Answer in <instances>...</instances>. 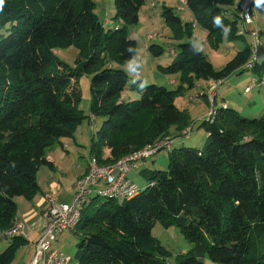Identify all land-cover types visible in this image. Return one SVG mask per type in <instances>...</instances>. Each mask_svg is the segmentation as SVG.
I'll return each mask as SVG.
<instances>
[{
  "label": "trees",
  "instance_id": "trees-1",
  "mask_svg": "<svg viewBox=\"0 0 264 264\" xmlns=\"http://www.w3.org/2000/svg\"><path fill=\"white\" fill-rule=\"evenodd\" d=\"M184 1L193 22H183L174 8L164 4L158 12L178 42L174 57L168 54L170 64L158 66L166 75H179L178 86L169 89L145 84L139 65L133 63L138 43L129 37V30L138 25L145 0H113L114 26L98 19L96 0H4L0 240L10 244L0 252V264H12L27 243L23 237L3 239L2 234L17 219L16 198L32 201L38 195L40 168H52L47 150L63 138H73L83 122L95 119L102 124L90 153L100 164L115 163L162 141L171 128L178 135L168 152L166 170L140 168L147 185L138 186L135 197L103 198L96 207L97 197L82 210L71 231L80 238L75 264H204L205 259L216 264H264V115L248 119L231 106L217 107L218 87L212 104L215 114L200 125L207 133L204 146L180 148L178 138L191 121L176 106L177 98L198 81L222 84L233 73L251 71L259 83L264 79V59L247 70L251 48L245 44L215 70L190 42L194 27L207 32L213 48L224 41H244L248 34L238 35V0ZM70 48L77 51L72 65L54 53ZM147 49L154 58L164 53L158 45ZM130 63L136 72L132 79L124 69ZM82 77L89 78V115L79 107ZM127 91L137 98L124 101ZM207 96L194 97L193 102ZM157 223L164 229L177 228L190 249L173 254L152 235Z\"/></svg>",
  "mask_w": 264,
  "mask_h": 264
},
{
  "label": "rangeland",
  "instance_id": "rangeland-1",
  "mask_svg": "<svg viewBox=\"0 0 264 264\" xmlns=\"http://www.w3.org/2000/svg\"><path fill=\"white\" fill-rule=\"evenodd\" d=\"M241 0H238L239 3ZM165 5L170 8H174L177 15L181 17L183 22L191 20L190 12L188 11L186 4L182 0H145L144 5L141 7L139 12V23L135 27H131L129 30V37L136 40L138 43L137 58L133 63L139 65L140 76L145 84H158L165 86L169 89H174L173 85H168L170 79L175 80L177 85L179 84V75H166L159 70V65L163 66L170 62L168 56L170 50H175L178 42L173 40L172 34L167 28L162 19L158 15L161 6ZM253 11L255 12V17L257 19V25L264 29V0L254 4ZM95 13L101 22H109L111 26L116 25L113 20L114 16V5L113 0H96ZM190 13V14H189ZM196 25V24H195ZM262 43L264 44V37L261 36ZM190 42L197 47L201 52L209 59V61L214 66L215 70H221L238 52L241 50L245 44L251 43L250 36H246L244 41L238 40L233 42H222L217 48H213L210 42L207 40V32L204 31L199 26L194 27V37ZM150 45L162 46L164 53L159 58H154L153 55L148 51ZM54 53L61 59L69 64H73L77 51L74 48L68 50H55ZM264 59V50L260 55L259 62ZM130 63L124 66L130 79L134 78L135 71L132 69V64ZM254 79V75L251 71L244 72L243 74L233 73L229 75L223 83L219 86V91L216 97V103L218 104L220 100L227 101L232 108L237 110L242 117L252 119L264 115V87L252 89L248 91V86ZM131 80H129V83ZM213 83H206L205 81L196 82L195 87L190 92L193 95H189L188 91L184 92L182 96L177 98V102H182L178 107L183 108L190 115V119L193 121V130L189 138H178L182 144L180 146L184 148H202L206 141V130L204 127L200 126L201 122L205 120L208 116L209 110L212 107V103L209 101V91ZM78 87L81 92V102L80 109L89 115L90 107V86L89 78L82 77L79 79ZM176 87V86H175ZM258 90L261 91V95L258 94ZM191 91V90H189ZM249 94H247L248 92ZM125 94L130 96L126 100L131 101L137 98L135 92L127 91ZM208 96L202 99H197L196 103H191L188 101L190 97H200V95ZM130 94V95H129ZM190 96V97H188ZM199 100V101H198ZM195 109V110H192ZM194 111V112H193ZM200 118V122L196 119ZM102 124L101 119H95L94 121L83 122L78 131L75 133L76 141L80 146H75L74 148H69V152H66V148H63V143H70L72 138H63L60 143H57L53 147L49 148L46 155L53 152L52 155L57 159L58 168L55 171V175L62 182V197H65V201L68 204L72 202V179L74 177L75 167L77 164H84L87 158L91 156V144L92 138L96 131L100 128ZM191 125V124H190ZM188 125L183 131H188L191 128ZM174 128L170 129V135L168 138L173 139L176 136ZM77 135V136H76ZM175 136V137H174ZM181 136V135H180ZM80 138V140H79ZM65 139H68L65 141ZM176 140V141H178ZM173 148H178L177 145ZM60 155H64L63 158ZM169 153L166 150H161L159 153L154 155L147 162L150 168H156L161 170L167 169ZM154 160V161H153ZM50 168V167H49ZM44 171L48 170V166H42ZM140 170V169H139ZM139 170H136L130 174V178L141 188L147 185V181L141 176ZM75 186V185H74ZM66 195V196H64ZM104 202V199L98 197L96 199L95 206L98 207ZM94 211V210H93ZM92 211V212H93ZM152 235L157 238L167 249H169L173 254H179L186 252L190 249L191 245L187 242L179 230L175 227L170 229H164L158 223L155 224L152 230ZM80 242V238L76 237L73 232L68 231L55 238L53 240V245L55 248L59 249L60 252L70 256L72 258V263L75 264V254L78 250L77 244ZM10 244L7 240H0V252H2ZM173 262V261H172ZM204 264H216L211 262L209 259H205Z\"/></svg>",
  "mask_w": 264,
  "mask_h": 264
},
{
  "label": "built area",
  "instance_id": "built-area-1",
  "mask_svg": "<svg viewBox=\"0 0 264 264\" xmlns=\"http://www.w3.org/2000/svg\"><path fill=\"white\" fill-rule=\"evenodd\" d=\"M260 0H241L238 3L241 26L238 35L248 34L251 38V56L245 68L248 70L255 61H258L264 44L261 40V29L257 25L253 6ZM182 2L185 3L184 0ZM170 56L174 57L171 50ZM209 100L213 104L216 90L221 82H211ZM264 85V79L257 83L253 79L248 91ZM194 101V97H190ZM213 105L206 119H212L214 115ZM190 130L184 131L182 137L189 138ZM173 139L165 138L162 141L147 145L144 148L129 154L112 164H100L98 159L90 156L87 169L75 183L71 203L57 202L53 195L46 196L47 206L41 212L42 229L35 243L31 244L32 258L28 264H71L72 258L54 247L53 240L65 232L72 231L81 220L82 210L88 206L92 199L101 197L128 201L139 193L138 185L130 178V174L143 167L149 159L161 150L169 152ZM23 237L26 239L25 224L16 219L13 226L2 234L3 239L11 237Z\"/></svg>",
  "mask_w": 264,
  "mask_h": 264
},
{
  "label": "crops",
  "instance_id": "crops-1",
  "mask_svg": "<svg viewBox=\"0 0 264 264\" xmlns=\"http://www.w3.org/2000/svg\"><path fill=\"white\" fill-rule=\"evenodd\" d=\"M253 8H254V6H253ZM263 15H264V13H263ZM190 16H191V20L189 19V22H193V17L191 14H190ZM256 21H257V19H256ZM260 29L262 31V37H264V29L262 27H260ZM170 62H171V60H170ZM170 62L166 65H163V67L169 65ZM138 73L140 74V71ZM168 85H173L174 87L178 86L177 83H175V80H173V79H170L168 81ZM253 89L255 90L256 88H253ZM192 91L193 90L188 91V92L190 93ZM250 92H248L247 94H249ZM125 94H128V93H123L122 99L124 101H126V98L130 97L128 95L125 96ZM258 94L261 95L260 90H258ZM189 95L191 96L193 94L190 93ZM190 96H188V97H190ZM177 100H176V106L178 107L179 104H181V106H183V103L177 102ZM188 101L191 103H196V102L189 100V98H188ZM216 106L217 107L230 106V104L225 100H220V102L218 104L216 103ZM182 109L183 108H181V107L179 108V110H182ZM192 110H195V109H192ZM200 120H201L200 118L196 119L197 122H200ZM190 121H191L190 128L193 130V128H192L193 127V124H192L193 121H192V119H190ZM174 132L176 133L177 131L175 130V131H173V133ZM177 135H178V133H176L175 136H177ZM66 140H68V139H65V141ZM79 140H80V138H79ZM75 146H78V147L80 146V144L76 141V137H73L72 141L70 143L65 142L62 145L63 148H66V152H69V148H74ZM53 152H55V151H53ZM53 152L46 155L47 160L52 164V168L48 167V170L44 171V169H42V167H41L39 172H38L37 182H38V186L40 188L38 195L32 201H27L22 197L16 198V203L18 206L17 220H19L25 224V227H26V239L25 240L27 243L20 247L14 261L12 262V264H28L30 262V260L32 258V253H33L32 248H31V244H33L37 241L38 236L40 234V231L42 229L41 212L47 206L46 196L51 194L54 196V198L56 199L57 202L68 203V201H65V199H64L65 197H62V194H63L62 182H61L60 178L58 179L57 175H55V171L58 168V164H57V159L52 155ZM106 154H107V152H106ZM60 156L63 158L64 155H60ZM87 159H89V158H87ZM87 165H88V160H86V162L84 164H77L75 167L77 170H75L76 173H74V177L71 180L72 181L71 183L73 185H72V190H71L70 194H72V196L74 193V185H75L76 181L82 175L85 174L86 169H87ZM143 167L146 168L149 166L146 163ZM64 196H66V195H64Z\"/></svg>",
  "mask_w": 264,
  "mask_h": 264
},
{
  "label": "clouds",
  "instance_id": "clouds-1",
  "mask_svg": "<svg viewBox=\"0 0 264 264\" xmlns=\"http://www.w3.org/2000/svg\"><path fill=\"white\" fill-rule=\"evenodd\" d=\"M3 4H4V0H0V9H2ZM219 22H220L219 17H217L215 19V23L219 24Z\"/></svg>",
  "mask_w": 264,
  "mask_h": 264
}]
</instances>
